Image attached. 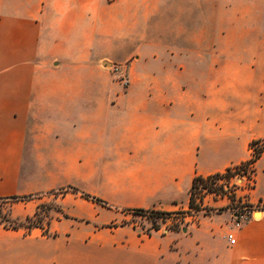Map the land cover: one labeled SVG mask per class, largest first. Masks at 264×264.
<instances>
[{
  "label": "crops",
  "instance_id": "1",
  "mask_svg": "<svg viewBox=\"0 0 264 264\" xmlns=\"http://www.w3.org/2000/svg\"><path fill=\"white\" fill-rule=\"evenodd\" d=\"M263 16L264 0H0V198L74 186L102 202L66 192L44 227L0 224V264H264V152L238 228L211 195L165 233L124 221L188 208L195 175L251 157Z\"/></svg>",
  "mask_w": 264,
  "mask_h": 264
},
{
  "label": "built area",
  "instance_id": "2",
  "mask_svg": "<svg viewBox=\"0 0 264 264\" xmlns=\"http://www.w3.org/2000/svg\"><path fill=\"white\" fill-rule=\"evenodd\" d=\"M112 69L116 72L120 70L119 66L116 65H113ZM262 152H264V137L258 138L256 143L250 144L251 157ZM252 163L253 162L248 159L245 162L230 166V174L226 172V169L219 172V176L214 178L213 182L211 183L213 187H211L210 189H207V187H199V192H197L194 196V205L192 207L188 206V208L184 210L174 211L168 216H165V218L163 219L158 217V220H155L156 225H153V223L151 222V224L146 228L147 232H167L169 229L173 228L172 226L175 222L171 221V219L174 216H177L175 221L179 223L178 227H180V225L184 223H195L197 221L198 214H209L212 211V209L208 208L203 203V198L205 195L230 198L228 194H235L236 198L244 204V202H247L245 190H247L253 184L254 171ZM217 189L219 190V192L217 191ZM244 205V210L241 213L238 214L237 212H233L234 214L232 225L234 228H238L244 221L246 216L251 213V210L248 209L250 207H248L246 204ZM149 211L150 210H143L138 214L141 216H145L150 214ZM226 237L229 244L234 243L233 231H228Z\"/></svg>",
  "mask_w": 264,
  "mask_h": 264
},
{
  "label": "rangeland",
  "instance_id": "3",
  "mask_svg": "<svg viewBox=\"0 0 264 264\" xmlns=\"http://www.w3.org/2000/svg\"><path fill=\"white\" fill-rule=\"evenodd\" d=\"M264 18V16H263ZM111 66V65H108ZM114 71V70H113ZM116 72V71H114ZM121 80H124L123 76H120ZM74 187V186H73ZM77 188V187H75ZM218 188V187H217ZM79 191L84 192L82 189L77 188ZM219 192V190L217 189ZM66 192H72L68 186L63 187V188H58L54 191H50L44 194L40 195H34V196H22V197H17V198H0V224H3L7 227H17L19 224L24 226L27 230L36 227V226H42L44 227L46 221L49 218V212L51 209H59L58 204H57V197H60L61 195L65 194ZM86 193V192H84ZM79 196L78 193H75ZM88 194V193H87ZM228 196L231 198L230 203H222L218 205V207L215 209L216 213H220L223 210H226L227 208L233 209V212H237L238 214L241 213L246 204L248 209L252 211V207L248 202L241 203L235 196V194H231ZM36 198H42V203L38 205V207L35 209L31 215L26 216L25 218H22L21 221H18V219H11L10 214L15 213L17 216H20V214H25L28 212V208L26 207V202L31 199H36ZM246 209V208H245ZM60 210V209H59ZM127 212V211H126ZM132 213L131 217L128 220L124 221H132L136 225L141 226L143 228H147L151 222L152 218L150 214L141 216L138 213H135L134 211H131ZM253 216H257V214H253ZM177 216H174L171 221L175 222L174 225L172 226L173 228H177L179 226V223L176 220ZM226 215L223 216L225 218ZM233 219V218H232ZM154 220H158V218H154Z\"/></svg>",
  "mask_w": 264,
  "mask_h": 264
},
{
  "label": "trees",
  "instance_id": "4",
  "mask_svg": "<svg viewBox=\"0 0 264 264\" xmlns=\"http://www.w3.org/2000/svg\"><path fill=\"white\" fill-rule=\"evenodd\" d=\"M258 139H254L251 141L250 144H254L257 142ZM259 154H255L254 156L250 157L249 160H251V162H253ZM226 172L228 174H230V170L229 167L226 168ZM219 176V172L207 175V176H200V175H195L192 178V182H191V186H190V190H189V199H188V206L192 207L194 205V196L197 192H199V187H207V189H210L212 186V182L213 179ZM68 188L74 192V193H78L80 196L84 197V198H89L92 199L94 201L97 202H101V200L95 196H92L90 194L84 193L82 191H79L77 188L73 187V186H68ZM135 213H140L143 211V209H134L133 210ZM150 216L153 219L152 223L153 225H156L154 218H165V216H168L169 214H171L172 212H167V211H161V210H150ZM111 225H116V223H113ZM16 227V226H15Z\"/></svg>",
  "mask_w": 264,
  "mask_h": 264
},
{
  "label": "water",
  "instance_id": "5",
  "mask_svg": "<svg viewBox=\"0 0 264 264\" xmlns=\"http://www.w3.org/2000/svg\"><path fill=\"white\" fill-rule=\"evenodd\" d=\"M106 63H104V65H105Z\"/></svg>",
  "mask_w": 264,
  "mask_h": 264
}]
</instances>
